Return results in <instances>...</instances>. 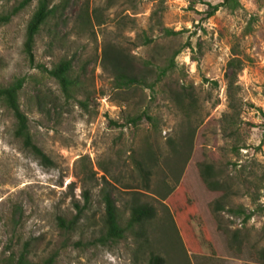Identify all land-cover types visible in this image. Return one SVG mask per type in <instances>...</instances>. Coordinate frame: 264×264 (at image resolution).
<instances>
[{
  "label": "rangeland",
  "instance_id": "374dc122",
  "mask_svg": "<svg viewBox=\"0 0 264 264\" xmlns=\"http://www.w3.org/2000/svg\"><path fill=\"white\" fill-rule=\"evenodd\" d=\"M19 1L0 0V10ZM36 1L0 25V85L25 77L21 107L52 164L23 147L0 102V264L13 262L24 243L36 262L55 252L53 264H148L152 254L164 264H264V0H239L234 11L220 7L210 17L204 3L189 0L69 2L63 22L51 19L35 42L36 61L48 67L72 55L76 69L84 64L85 88L68 101L22 51ZM51 30L60 39L52 46ZM107 39L138 61L160 65L179 51L172 77L192 88L194 108L180 109L161 84L154 93L137 88L126 100L101 64ZM232 48L243 62L233 89V131L222 119L230 111L224 73ZM142 112L152 120L127 121ZM203 164L212 165L217 189L205 182ZM177 188L201 216L213 253L195 252L183 240L174 218ZM85 190L89 200L75 225L61 227L59 217L75 218ZM106 192L122 226L134 204L152 205L154 217L122 238L100 240Z\"/></svg>",
  "mask_w": 264,
  "mask_h": 264
},
{
  "label": "trees",
  "instance_id": "16d2710c",
  "mask_svg": "<svg viewBox=\"0 0 264 264\" xmlns=\"http://www.w3.org/2000/svg\"><path fill=\"white\" fill-rule=\"evenodd\" d=\"M31 0H20L8 10H0V25L7 24L12 17L25 8ZM74 0H37L35 8L25 26L24 39L22 42V51L26 57L28 65L32 68L38 69L41 73L52 77L59 85L60 91L65 101L74 99L78 93L85 88L84 86V64L80 65L78 69L75 68V61L77 57L62 56L57 62L53 63L50 67L43 63L36 61L35 56V42L36 36L45 27L49 21L56 20L59 24L63 22L62 12L69 2ZM204 3L206 5V17L212 16L220 7H225L230 11L240 7L239 0H221L217 3H211L205 0H189V3ZM88 21V19H87ZM250 25L246 30H250ZM52 36L49 39V45L52 46L56 42H60L57 38V31L51 30ZM165 33L176 34L179 31H173L165 28ZM149 42V39H146ZM179 51H175L173 56L168 59L167 63L160 65L150 59H142L138 61L126 52L122 47L115 42L107 39L101 49V64L112 76L113 87L122 91L126 100L129 96H133L137 88L147 87L152 93L155 91V86H163L164 90L168 93L171 100L180 108L184 109L194 108L196 98L193 95L192 88L184 83H181L172 77V72L175 68L173 57ZM232 55L227 61L224 79L226 80V91L228 98V105L230 111L223 114V121L228 124L234 120L237 114V109L233 99V89L239 72L243 68L241 58L235 55V49L232 48ZM210 81L213 85H217L215 79ZM25 83L24 76L15 77L10 83L0 85V102L11 111L14 118L13 134L16 138L20 139L24 148L29 150L41 163L51 165L52 161L45 154V152L37 146L32 138L29 126V118L21 107L19 93ZM264 94V85H263ZM129 93V95H128ZM79 103L84 104L83 101L78 100ZM148 121L152 120V116L146 112L129 116L127 121L136 124L141 119ZM234 129H231L233 131ZM235 146V145H234ZM201 174L205 179L207 185L212 189H217L218 181L209 179L213 175V168L211 164H203ZM148 178V174L144 175ZM176 194L182 195L179 203L174 210V218L179 227L180 233L186 245L195 252L200 253H213V247L206 234L205 228L201 220V216L195 212L192 206L191 198L182 188H177ZM84 203L80 206L75 203L74 206L77 210L76 216L69 221L59 217V225L61 227L71 228L75 225L76 217L82 212L83 208L87 206L89 196L87 191L83 192ZM104 217L103 228L104 231L100 236V240H116L122 238L126 230L131 229L135 225H143L145 221L154 217L155 210L152 205L147 203L134 204L130 208V214L126 221V225L122 226L119 222L118 208L115 205L114 199L109 193H104ZM250 217V213H245L244 218ZM29 249L28 243H24L22 249L19 251L14 261L9 264H53L56 254L51 253L41 262H36L28 257ZM148 264H164V258L158 254H152L149 257Z\"/></svg>",
  "mask_w": 264,
  "mask_h": 264
}]
</instances>
